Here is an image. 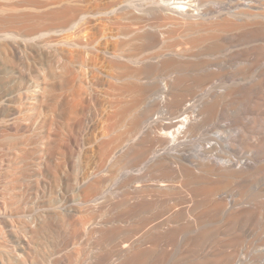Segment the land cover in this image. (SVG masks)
Segmentation results:
<instances>
[{"label": "bare ground", "instance_id": "1", "mask_svg": "<svg viewBox=\"0 0 264 264\" xmlns=\"http://www.w3.org/2000/svg\"><path fill=\"white\" fill-rule=\"evenodd\" d=\"M113 1L0 0V264H264V0Z\"/></svg>", "mask_w": 264, "mask_h": 264}, {"label": "rangeland", "instance_id": "2", "mask_svg": "<svg viewBox=\"0 0 264 264\" xmlns=\"http://www.w3.org/2000/svg\"><path fill=\"white\" fill-rule=\"evenodd\" d=\"M76 1H77V3H75ZM97 1H99V3H101V2L104 3V4H99V5H103V6L105 5V3H108V4L105 5V6H107V5L111 4L113 0H112V1H111V0H74V4H75V6H77L76 4H78V7H80V8H85V9H87L88 11H90V9L92 10V7H93V8L96 7V5H97ZM110 1H111V3H109ZM115 1H118V0H115ZM113 2H114V1H113ZM95 4H96V5H95ZM79 5H80V6H79ZM85 9H84V10H85ZM150 19H151V20H150ZM150 19H149L150 24H149V21L146 22V23H147V24H146V27L148 26V29H146V30H149V29L151 30L155 25H157V24H156L157 19H155V18H150ZM118 21H119V22H118ZM122 21H124V22H122ZM106 22H107V21H105V23H106ZM117 22H118L119 24H121V25L119 26V24L113 23V24H116V25L114 26L113 24L111 25V23H109V21H108V23L105 24V28H106V27H113V26L116 27V26L118 25L116 28L113 27V29L115 30L114 32H119V31H118L119 29H117V28H119V27L121 28L123 24H126L127 27H130V26H128V25H129V24H132V23H129V24H128V23H127L128 21L125 22L124 19L117 20ZM121 22H122V23H121ZM157 22H158V21H157ZM151 23H153L154 26H153V24H151ZM108 24H109V26H108ZM106 25H107V26H106ZM110 25H111V26H110ZM126 25H123V26L126 27ZM124 27H122V28L125 29ZM127 27H126V28H127ZM133 27H134V28H137L136 25H135V26L132 25L130 28L133 29ZM146 27H145V28H146ZM113 29L111 30V28H110V29H109V28H106V32L109 33L110 31H113ZM108 30H109V31H108ZM116 30H117V31H116ZM153 30H155V28H154ZM121 31H122V30H121ZM173 40H175V39H173ZM177 40H179V39H177ZM171 41H172V40H171ZM201 49H202V48H197V50H195V51H196V52H198V51L200 52ZM155 78H157V77H155ZM153 79H154V78H153ZM153 79L151 80V82L153 81L152 83L156 82V83H158V85L161 86V83L159 84V82H157V81H160L159 79H158V80L154 79L155 81H154ZM154 84H155V83H154ZM154 84H152V88H153ZM155 85H157V84H155ZM158 85H157L158 88L154 86L157 90H156L155 88H153L155 91H154V90H153L154 92L152 91V92H153V95L155 94V97H156V95H159L157 92H160V93H161V91H158V90H160V89L162 88V86L159 87ZM156 91H157V92H156ZM155 92H156V93H155ZM153 97H154V96H153ZM155 97H154V98H155ZM157 97H159V96H157ZM103 113H104V112H103ZM103 113H101L102 116H103V115H106V114H105L106 112H105L104 114H103ZM101 115L99 116V114H98L97 118H95V119H101V120H98V121L96 120L97 123L100 121L99 124H97V123L95 122V123H96L95 126L98 127V128H95L97 132L101 129V127H102L101 125L103 124V123L101 124V121H102L104 118H102ZM103 122H104V121H103ZM98 125H99V126H98ZM95 126H94V127H95ZM84 128H85V127H84ZM84 128H83V129H84ZM95 129L92 128V131L94 132ZM97 129H98V130H97ZM84 130H85V129H84ZM84 130H81V131H82L81 133H82L84 136L87 135V136L90 138L91 135L93 134V133L90 131L91 129H90L89 131H88L87 129H86L85 131H84ZM83 131L86 132L87 134L83 133ZM87 131L89 132V135H88V132H87ZM96 131H95V132H96ZM95 132H94V133H95ZM97 132H96V133H97ZM90 133H91V134H90ZM96 133H95V134H96ZM82 134H80V135H82ZM95 134H94V135H95ZM83 135H82V138H84ZM87 136H85L83 142L86 143V144L84 143V145H87V144L89 143L88 146L90 147V145L93 144V143H91V142L88 141V140H85ZM92 136H93V135H92ZM80 137H81V136H80ZM81 142H82V141H81ZM83 142H82V143H83ZM82 143H81V144H82ZM93 145H94V144H93ZM93 145H91V146H93ZM86 147H87V146H86ZM89 147H88V148H89ZM93 148L95 149V145H94L93 147H91V149H93ZM93 156H94V155H93ZM93 156L91 157V159L94 158ZM95 159H96V157H95ZM95 159H94V160H95ZM94 160H93V161H94Z\"/></svg>", "mask_w": 264, "mask_h": 264}]
</instances>
